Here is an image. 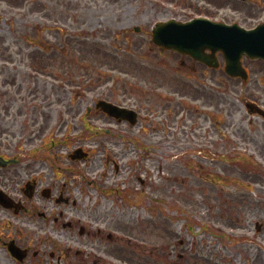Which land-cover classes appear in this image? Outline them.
I'll return each mask as SVG.
<instances>
[{
    "label": "rangeland",
    "instance_id": "1",
    "mask_svg": "<svg viewBox=\"0 0 264 264\" xmlns=\"http://www.w3.org/2000/svg\"><path fill=\"white\" fill-rule=\"evenodd\" d=\"M150 20V13L90 0H0V90L12 85L38 90L47 103L40 124L46 133L51 130L45 140L55 139L63 160L66 149L93 150L86 164L79 163L87 178L93 177L87 166L103 169L115 159V142L133 145L118 138L124 132L121 124L84 110L88 113L100 96L133 105L142 99L139 90L149 88L151 79L139 76L143 73L133 62L149 52L145 44L125 42L122 27L141 24L145 29ZM158 109L146 117L162 127ZM147 138L156 145L163 140L154 133ZM140 142L122 160L133 161L130 180L136 186L135 200L124 202L123 212L140 220L138 231L129 233L136 245L120 251L123 264H264V175L232 164V143L217 141L210 160L193 144L181 154L167 147L148 152L147 143ZM98 197L109 208L111 200ZM256 222L262 223L260 231ZM50 238L68 243L64 237ZM1 257L14 264L4 250Z\"/></svg>",
    "mask_w": 264,
    "mask_h": 264
},
{
    "label": "flooded vegetation",
    "instance_id": "2",
    "mask_svg": "<svg viewBox=\"0 0 264 264\" xmlns=\"http://www.w3.org/2000/svg\"><path fill=\"white\" fill-rule=\"evenodd\" d=\"M194 1L195 2H189L185 6H182L181 10H176L175 14L177 16L174 18L186 22L194 16L203 15V17L213 20H223L229 23L239 21L245 27L250 28L253 26L251 24L259 23L264 14V0H243L249 2L244 5H241V0L234 2L230 0ZM189 13L193 15H189ZM215 56L218 62L217 68L192 60L195 62V65L192 67L191 71L193 73L199 72L202 76L208 75L210 77L224 74V69H222L224 65L222 55L220 52H216ZM189 60H191V58H189ZM243 61L247 71L259 72L264 70V64L262 68L256 65L249 67L248 64L251 60L243 59ZM259 83L261 84H257L258 88L264 83V76L261 77ZM262 88V97L260 98L258 95H253L252 99L255 101L261 100L264 104V85ZM15 90L16 93H20V90ZM198 91V94H192L191 96L194 99L199 98V102H201L203 107H216L220 103L215 94L205 90V86L202 90ZM38 107L39 105H30L28 101L18 102L10 100L5 103L0 102V157H2L4 161H9L7 164H0V238H4L3 245L7 251H9L7 242L9 240H14L13 237H15V243L21 248L26 249L25 260L31 257L35 258L40 251L38 249L40 246L36 244L37 241L30 244V241L21 240V238L23 236H29L30 234H33V236L37 235L39 231L45 229L44 222H39V219L44 215L42 212V208L44 207L43 204L55 203L60 205L66 203L70 205L69 201L71 199L69 196L71 188L67 187L62 182L63 167L61 164H55V154L51 155L52 163L46 165L44 163V158L40 162L39 152L41 150L39 148L35 149V154L31 156L29 153H25L28 151L18 146L17 143H11L14 139L17 140L18 143L30 139L33 134L32 128L39 119ZM232 110L233 105L230 111ZM207 118L208 115H204L200 124L198 123L196 126L194 125L192 127V131H197L200 136L204 135L201 129V123L205 122ZM188 129H190V127ZM41 130L42 129L39 128L34 134L39 135V133H42ZM180 131L185 138L188 131L186 127H181ZM262 131L264 132V125ZM236 135L238 141L234 142V146H244L249 142L252 144L253 148L259 150V153L264 156V133L263 141L250 137L242 132ZM187 145V142L177 143L173 139L169 146L183 148L187 147ZM25 157H27V159H24ZM262 163L264 164V158ZM118 169L119 167L116 166L115 171L117 173L119 172ZM57 173H59V176H57ZM75 203L76 200L71 201V204L75 205ZM95 208L96 206L92 207V220L96 224L103 225L105 228H99V225L96 228H91L87 223L75 224L72 220H67L66 222L62 221V225L73 230V235L76 234V230L79 236H103L105 234L106 237H111L109 231L106 232V229L110 227L108 218L97 215L94 212V210H96ZM84 212H86V210H84ZM61 214H63V212L59 211L57 215L61 217ZM58 220L59 217L54 216L51 220L52 225ZM29 227L34 228L30 230L28 229ZM112 227L113 230L118 232L123 230L119 222L114 223ZM86 244L91 250L93 248H96L97 251L102 250L99 245L89 240ZM70 255L71 250L69 248L63 255L59 253L56 258H66L69 264H81L84 262L79 259V257L82 256L79 250H76L75 255L71 256V258L69 257ZM90 255L91 252L89 251L86 257L89 258ZM93 264H104V262H102L100 258L98 262H93Z\"/></svg>",
    "mask_w": 264,
    "mask_h": 264
},
{
    "label": "bare ground",
    "instance_id": "3",
    "mask_svg": "<svg viewBox=\"0 0 264 264\" xmlns=\"http://www.w3.org/2000/svg\"><path fill=\"white\" fill-rule=\"evenodd\" d=\"M4 264H6L5 262H3Z\"/></svg>",
    "mask_w": 264,
    "mask_h": 264
}]
</instances>
